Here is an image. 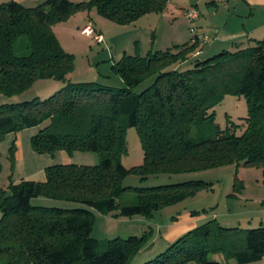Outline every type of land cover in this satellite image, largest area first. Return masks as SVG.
Listing matches in <instances>:
<instances>
[{"label":"trees","instance_id":"trees-1","mask_svg":"<svg viewBox=\"0 0 264 264\" xmlns=\"http://www.w3.org/2000/svg\"><path fill=\"white\" fill-rule=\"evenodd\" d=\"M172 1L46 0L34 7L0 3V95H21L41 80L63 84L47 99L1 105L0 142L9 134L39 128L31 138L38 155L80 152L100 157L94 166L52 165L45 169L44 182L10 181L0 189V264H132L153 231L103 244L92 237L96 214L152 220L211 184L129 188L124 185L129 177L143 185L165 175L229 165L261 167L264 175V38L206 59H200L204 51L195 38L145 57L124 56L113 67L122 88L68 79L74 57L62 48L55 26L92 9L115 24L131 25L164 13ZM149 80L145 90L135 92ZM228 96L243 97L248 106L240 135V124L230 122L225 130L215 124L214 109ZM205 124L214 128L215 137L194 139V127ZM129 128L136 129L144 158L142 165L127 169L122 158L128 154ZM9 152L14 161V143ZM62 203L80 207L50 206ZM214 256L237 264L261 261L264 227L226 228L213 219L144 264H222Z\"/></svg>","mask_w":264,"mask_h":264},{"label":"rangeland","instance_id":"rangeland-1","mask_svg":"<svg viewBox=\"0 0 264 264\" xmlns=\"http://www.w3.org/2000/svg\"><path fill=\"white\" fill-rule=\"evenodd\" d=\"M69 1L78 4L89 0ZM173 1L172 12L165 11L162 14H150L131 25L115 24L102 18L95 9H92L90 11H81L70 17L66 22L55 26V33L62 48L66 53L74 57V71L68 77L71 83L95 82L104 87L122 88L124 86L123 82L114 73L113 67L124 56L139 55L145 57L149 52H164L174 46L191 42L195 36L192 30L193 24L186 18L172 17L173 14L175 16L180 14V11H177L178 9L184 11L182 13L185 17L187 12L186 3L188 1ZM214 1H217V6L211 5V2ZM190 3L194 7L191 10L200 15L201 20L207 25L204 31L200 32L201 30L196 29L195 32L210 35L209 44L213 43L214 40L213 35L216 32L214 27L223 28L227 17L226 14L248 17L249 15L246 14H249L250 11L243 5L242 1L236 0H190L189 5H191ZM195 3H198L196 7ZM87 26H90L95 32L92 37L82 33ZM213 31L215 32L212 34L211 32ZM100 35L103 41L97 43L95 41L96 37ZM200 47L203 48V51L208 49L203 44ZM16 54L20 55V52L17 50ZM210 55L213 54L206 52L201 55L200 59H206ZM151 82L149 80L143 83L135 89V92H142ZM62 88L63 84L58 81L41 80L34 83L29 90L21 95L13 97L0 95V106L32 101L37 97L41 100L47 99ZM214 110L216 113V125L225 130L231 124L230 122L237 125L240 124V129H236V134H241L243 129L242 121L248 114V106L243 97L228 96ZM38 131L39 128H33L15 135L9 134L0 142L1 185L16 181L30 167H38L55 162L61 163L57 159L58 157L54 161V158L50 157L52 155H38L33 151L31 138ZM191 136L196 140L213 139L215 130L210 124H205L194 127ZM126 140L128 154L122 158V165L127 169L142 165L144 154L135 128L127 129ZM13 143L16 146V152L14 161H11L9 151ZM40 156L49 157L41 158ZM68 156L72 163L79 165L94 166L100 162V157L93 153L75 152ZM51 160L54 162H50ZM184 181H203L211 184V186L208 190H202L194 197L178 204L179 207L176 209L179 211L185 210L187 214L191 215L192 212L202 213L193 216H213L219 224L226 228L251 230L264 227V175L261 167L229 165L198 173L165 175L161 176L157 181L152 180L143 185L139 184L137 177L132 176L125 181L124 185L129 188H152L158 185ZM32 204L41 205V203L35 201ZM53 205L61 208L80 207L79 205L65 203L59 205L51 204L50 206ZM204 210L207 212H202ZM172 215H165L166 218H169V222L172 220L170 218ZM137 220L148 219L144 217H133L131 219L114 218L96 214L92 237L104 244L106 241L115 238L125 239L134 236L132 233L139 231L140 226ZM148 255L136 257L132 264H144L146 261L156 257L151 256L149 258Z\"/></svg>","mask_w":264,"mask_h":264},{"label":"crops","instance_id":"crops-1","mask_svg":"<svg viewBox=\"0 0 264 264\" xmlns=\"http://www.w3.org/2000/svg\"><path fill=\"white\" fill-rule=\"evenodd\" d=\"M11 1L23 4L26 7H34L45 2L46 0H0V3H7ZM186 1H188L186 3V11L193 9L194 8L192 7L193 4L190 3L191 5H189L190 0H186ZM236 1L239 2L242 1L243 5H245V7L250 10L249 14H246L249 16L248 17L247 16L243 17L241 15L231 16L229 14H226L227 17L225 18L223 28H219L217 26L214 27L215 28L214 30H216V32L215 31L211 32L212 34L215 32L213 35L214 37L213 43L209 44L210 43L209 41L208 44H206V48L208 49H205L203 54L209 52L210 54L214 55L226 49L235 50L238 47L252 45L254 44L255 41L264 38V0H236ZM173 3L174 1H172L168 5L166 12L171 11ZM197 4L198 3H195V7L197 6ZM211 5L217 6V1L211 2ZM177 11H180V14L176 16L175 14H173L172 15L173 18H178V17H181L183 19L186 18L182 13L184 11L179 9ZM195 24L194 26L199 31L201 30L200 32L204 31L205 28H207L205 22L201 20L200 15L198 17V20H196ZM54 32H55V27H54ZM207 36L210 37V35ZM40 157L45 158L49 156H40ZM50 157L54 158L53 159L54 161L58 157L57 159L60 160L61 163H57V162L48 163L42 165L44 167L42 166L30 167L28 168L27 171H25V173H23V175L19 177V179L14 181V183L18 184L22 180L44 182L46 180L45 169L47 167L52 165H59V164H64V165L74 164L72 163V161H70L68 154H66L65 152H58ZM54 161L51 160L50 162H54ZM9 183L4 185H1L2 183H0V189H6L9 186ZM178 207L179 205L170 207V209L167 208L162 212L156 214V216L152 220H137L138 225L140 224V226H139V231H135L134 233H132L134 234V236H139L140 234H143L147 230L153 231V237L151 241L138 256L145 254L147 255L150 254L148 255L149 258L151 256H157L160 253L164 252V250H166L169 245L174 243L177 239L184 236L189 231L195 229L200 225H203L207 221L214 219L213 216H208V215L193 216L191 214H187L185 210L179 211L178 209H176ZM165 215L167 216L172 215L170 217L172 219L171 222H169V218H166ZM137 217H141V216H136V218ZM0 219H1V212H0ZM143 225L144 227H142ZM214 259L222 264H237L233 260L226 262L223 256H214ZM254 264H264V259Z\"/></svg>","mask_w":264,"mask_h":264},{"label":"built area","instance_id":"built-area-1","mask_svg":"<svg viewBox=\"0 0 264 264\" xmlns=\"http://www.w3.org/2000/svg\"><path fill=\"white\" fill-rule=\"evenodd\" d=\"M185 17H186V19H187L190 23H192L193 26H194V23H195L196 20L198 19L199 15H198L195 11H193V10H189V11L186 12ZM196 29H197V28H196L195 26L192 28V30L194 31V34H195V36H194L195 40H196L198 43H200V45H201V44H203V45L208 44V42L210 41V37H208L207 35L198 34L197 32H195ZM82 33L85 34V35L88 36V37H92V35H93L95 32H94V30H93L90 26H87V27L82 31ZM95 41H96L97 43L102 42V41H103L102 36H101V35H100V36H97Z\"/></svg>","mask_w":264,"mask_h":264}]
</instances>
